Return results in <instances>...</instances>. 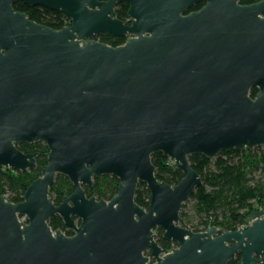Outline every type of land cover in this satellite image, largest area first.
Listing matches in <instances>:
<instances>
[{
	"label": "water",
	"instance_id": "water-1",
	"mask_svg": "<svg viewBox=\"0 0 264 264\" xmlns=\"http://www.w3.org/2000/svg\"><path fill=\"white\" fill-rule=\"evenodd\" d=\"M18 1L70 23H37ZM122 1L129 23L115 17ZM199 1L0 0V166L36 167L18 143L48 148L21 201L0 195V264H227L236 254L264 264V208L243 230L178 224L202 183L189 155L264 145V0H204L189 11ZM101 33L125 40L113 46ZM153 153L182 172L178 183L156 178ZM57 174L74 187L59 204ZM103 175L118 178L117 193L87 197ZM138 183L147 208L134 201ZM55 215L72 235L50 227ZM158 228L177 246L161 247Z\"/></svg>",
	"mask_w": 264,
	"mask_h": 264
},
{
	"label": "trees",
	"instance_id": "trees-1",
	"mask_svg": "<svg viewBox=\"0 0 264 264\" xmlns=\"http://www.w3.org/2000/svg\"><path fill=\"white\" fill-rule=\"evenodd\" d=\"M259 0H240L242 4H250ZM204 4L200 0L189 11L197 10ZM16 11L24 12L26 16L37 23L60 29L70 23L62 11H53L44 6H28L18 1L13 4ZM128 3L122 1L115 6V17L129 23L127 16ZM101 42L110 45H119L124 38L113 37L107 33L97 35ZM96 37V38H97ZM256 88L250 90L253 97ZM28 143H18V149L26 152ZM39 156L36 160V168L25 171H15L8 167L0 166V195H5L10 202H19L23 199L27 186L38 176L46 163L47 146L37 142ZM189 162L193 169L201 176L202 183L194 190L190 199L194 201L191 216L183 209L179 215L180 226L192 231H203L208 226L219 229L236 230L237 226L244 223L249 214L257 208H264V145L251 149H233L229 152H221L213 159H206L201 154L189 155ZM151 161L155 166V176L159 181L174 185L179 182L182 172L173 167V162L162 153H153ZM118 178L112 175H103L94 178L92 188H86L87 196L95 195L97 199L109 200L117 193ZM74 190L69 179L57 174L50 191L53 194V202L58 204L62 198ZM150 193L145 183H138L134 201L147 208ZM192 217V218H191ZM195 223L189 224L190 221ZM189 221V222H188ZM48 224L53 230L60 229L66 235H72L62 219L55 215L49 219ZM158 243L163 248H170L171 242L162 239V230L158 229ZM227 264H240V255L236 254Z\"/></svg>",
	"mask_w": 264,
	"mask_h": 264
},
{
	"label": "flooded vegetation",
	"instance_id": "flooded-vegetation-1",
	"mask_svg": "<svg viewBox=\"0 0 264 264\" xmlns=\"http://www.w3.org/2000/svg\"><path fill=\"white\" fill-rule=\"evenodd\" d=\"M203 6V5H202ZM201 6V7H202ZM198 10V9H197ZM99 35V34H98ZM97 37V36H96ZM95 37V39L96 40H98V41H100L99 39V37H97L96 38ZM28 144H30L29 146H27L25 149H26V152H24V151H22V152H24V153H36V156H35V163H36V160H37V158H38V156H39V150H38V146H37V142H32V143H28ZM36 168V167H35ZM86 188H88V187H84V189H86ZM91 188H92V186H91ZM91 188H88V189H91ZM85 193H86V191H85ZM86 196H87V194H86ZM95 196V195H94ZM87 197H90V196H87ZM96 197V196H95ZM62 201V200H61ZM60 203V202H59ZM58 203V204H59ZM75 221H76V223L78 224V220L75 218ZM159 229V228H158ZM158 229L155 231V233H156V240L158 241V239H159V237L157 236V231H158ZM163 239V238H162ZM165 240V239H164ZM166 241H168V240H166ZM169 242H171V247L170 248H167L168 250H171L172 248H174V247H176L177 246V244H176V242H174V241H169ZM160 245V244H159ZM144 254L145 255H148L149 256V251H145L144 252ZM150 263H153L154 264V261L152 260V259H149V261H148V263L147 264H150Z\"/></svg>",
	"mask_w": 264,
	"mask_h": 264
},
{
	"label": "rangeland",
	"instance_id": "rangeland-1",
	"mask_svg": "<svg viewBox=\"0 0 264 264\" xmlns=\"http://www.w3.org/2000/svg\"><path fill=\"white\" fill-rule=\"evenodd\" d=\"M213 159V158H212ZM185 208L183 209V211H185L189 216H191L192 214V210H193V204H194V201L192 199H188L185 203ZM255 210H260L259 208L255 209ZM254 210V211H255ZM192 218V217H191ZM189 222V221H188ZM196 220H193L189 222V224L191 223H195ZM150 264H153V263H150Z\"/></svg>",
	"mask_w": 264,
	"mask_h": 264
},
{
	"label": "built area",
	"instance_id": "built-area-1",
	"mask_svg": "<svg viewBox=\"0 0 264 264\" xmlns=\"http://www.w3.org/2000/svg\"><path fill=\"white\" fill-rule=\"evenodd\" d=\"M260 210H262V208H259ZM20 220L25 221V217L22 216L20 217ZM250 224V222L248 220H246L244 223L240 224L239 226H237L236 230H243L245 229L248 225ZM204 231V230H203Z\"/></svg>",
	"mask_w": 264,
	"mask_h": 264
}]
</instances>
